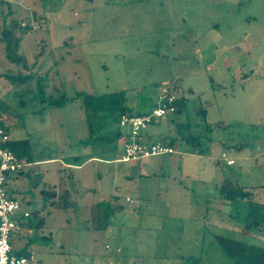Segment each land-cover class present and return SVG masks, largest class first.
Wrapping results in <instances>:
<instances>
[{
	"label": "rangeland",
	"instance_id": "obj_1",
	"mask_svg": "<svg viewBox=\"0 0 264 264\" xmlns=\"http://www.w3.org/2000/svg\"><path fill=\"white\" fill-rule=\"evenodd\" d=\"M0 73V111L29 138L9 190L33 197L15 240L34 264H237L220 237L264 246L217 189L264 202V0H0ZM165 84L182 110L141 139L176 152L121 160L94 97L146 113Z\"/></svg>",
	"mask_w": 264,
	"mask_h": 264
},
{
	"label": "built area",
	"instance_id": "obj_2",
	"mask_svg": "<svg viewBox=\"0 0 264 264\" xmlns=\"http://www.w3.org/2000/svg\"><path fill=\"white\" fill-rule=\"evenodd\" d=\"M177 92L170 84L162 85L157 96V105L150 113L122 114L120 126L129 134L121 144V160L147 158L153 155L175 153L176 149L164 140L144 141L141 134L150 123L176 111ZM12 138L6 127L0 124V264H34V254L17 255L13 251L12 237L22 229L21 216L28 217L29 212L22 213V203L13 197L8 189V180L23 170L24 164L11 148ZM228 165L232 161H227Z\"/></svg>",
	"mask_w": 264,
	"mask_h": 264
},
{
	"label": "trees",
	"instance_id": "obj_3",
	"mask_svg": "<svg viewBox=\"0 0 264 264\" xmlns=\"http://www.w3.org/2000/svg\"><path fill=\"white\" fill-rule=\"evenodd\" d=\"M19 26H20V30L21 29L24 30V28L29 27V25L27 24L22 25L19 24V22H16L14 24V28L16 27L19 28ZM16 38L17 40L20 39L18 37ZM93 101H95L94 104L97 112L102 113V115H104V113L106 114L109 112L111 113L113 112L115 114L114 119L119 126L115 134V137L117 138V143H119V141L123 139L128 138L129 136L127 131L123 129L119 124V120L122 114L143 115L150 113L152 111L150 110L146 113H136L134 111H131L130 108L127 106V97L124 92H115L108 95L94 97ZM175 104L177 106V109L174 113L181 112L182 108L179 104L178 99L176 100ZM166 116L162 118H165ZM154 122L155 121H153L150 124H153ZM144 131L145 129L142 131L141 137L143 136ZM183 139H185L186 142L192 144L191 145L192 147L189 150L190 153H195V152L201 153L202 150L200 149L201 142L199 139V135H196L195 137L194 136H190V137L188 136L185 138L182 137V140ZM144 141L147 142L148 140L144 139ZM150 141H156V140H149V142ZM164 141L170 146L173 147L176 146V143L172 138V136H170V138L169 137L165 138ZM26 143L28 142L26 141L11 142V148L14 150L15 153L16 152L18 153L23 149L22 144H26ZM116 146L118 147V144H116ZM219 185L217 186L219 197L225 199L226 202L229 203L230 205H234L238 202L243 207V210L245 209V211H243L241 215H239L238 213L234 214L235 221L238 224H240L246 232L258 233L264 236V202L256 200L251 190L247 189L243 185L238 184L237 182H234L231 179L228 178L223 179ZM43 193L45 194V195L43 194V197H46L47 199L54 198L59 195V192L55 190L43 191ZM220 238L225 252L229 256L234 258L237 264H264V246L256 245V244H248L225 236H222ZM14 253L17 254L16 252ZM22 255H29V253H25Z\"/></svg>",
	"mask_w": 264,
	"mask_h": 264
},
{
	"label": "crops",
	"instance_id": "obj_4",
	"mask_svg": "<svg viewBox=\"0 0 264 264\" xmlns=\"http://www.w3.org/2000/svg\"><path fill=\"white\" fill-rule=\"evenodd\" d=\"M1 74L2 73H0V75ZM2 84L4 86H7V89L10 90V91H11V89H13L12 86L10 84L6 83V82H3ZM10 91H8V92H10ZM0 124L4 125L6 127V129L8 130V132L10 133V136L12 138V142H16V141H18V142H20V141H26V142L29 143V138H28V140H26L27 137L22 138V135H21L22 133L20 132V130H17L16 129V128L19 129L21 127V125H20V123H17V121L14 118V116H12V115L11 116L6 115L2 111H0ZM15 135H17V137H19V138H16ZM145 135L148 137V133H144L143 134V137ZM147 140L149 141V140H154V139H152L151 137H149ZM28 143L22 144L24 150L27 149L26 147H27V144ZM53 160H54L53 158L50 159V162H53ZM47 161H48V159H46V160H39V161L37 160V161H34V162H35V164H37L39 162H47ZM10 179H11V177L9 178V180ZM9 180H8V189H9ZM9 192H10V190H9ZM10 194H11V192H10ZM11 195L13 197L17 198L15 195H13V194H11ZM22 199H23V202H22V213L23 212H29L30 213V215L28 217L21 216V219L24 220L25 218H29L31 216V211L28 209V206L31 204V199H33V197H29V196L26 195ZM39 206L41 207V206H43V204L39 203ZM26 225L30 226V223L29 224L26 223ZM26 225L25 224H22V227L23 226H26ZM16 236H18V232H15L13 234V237H12L13 251L16 252L17 254H20V255L25 254V253H29V254L32 253L30 249H21V246H23V245L20 242H18V241L15 240L16 239Z\"/></svg>",
	"mask_w": 264,
	"mask_h": 264
}]
</instances>
